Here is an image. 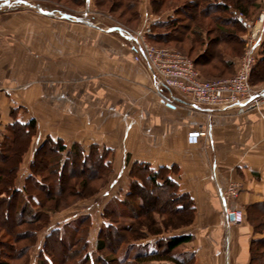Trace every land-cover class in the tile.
<instances>
[{
    "label": "crops",
    "instance_id": "crops-1",
    "mask_svg": "<svg viewBox=\"0 0 264 264\" xmlns=\"http://www.w3.org/2000/svg\"><path fill=\"white\" fill-rule=\"evenodd\" d=\"M149 1L141 5L144 23L153 27V23L173 15V10L161 17L155 15ZM261 13L244 35L245 42L257 44L258 56L264 42V11ZM88 25L82 28L83 86L37 82L18 89L14 79L0 80V133L12 122L8 114L11 108L20 109L18 120L34 117L42 127L43 105L64 107L60 109L68 114L66 129L73 133L69 134L72 142L108 145L117 151L120 166L129 160L128 168L137 161L155 168L173 167L172 177L196 204L193 223L181 231L193 235L181 251L183 257L194 254L197 264H250L251 240L264 236L255 233L247 220V210L264 202V105L244 114L195 105L157 85L147 61L135 60V50L120 32ZM92 32L98 39L96 47L91 43ZM235 61L239 64L240 59ZM20 106L31 110L27 119L22 118ZM201 126L208 138L189 144L188 133ZM38 134L25 161L31 160L44 140L43 133ZM28 173L29 165L23 166L21 177ZM230 184L239 187L238 197L230 205L243 210L245 220L241 224H231L232 217L222 210L221 193Z\"/></svg>",
    "mask_w": 264,
    "mask_h": 264
},
{
    "label": "trees",
    "instance_id": "trees-1",
    "mask_svg": "<svg viewBox=\"0 0 264 264\" xmlns=\"http://www.w3.org/2000/svg\"><path fill=\"white\" fill-rule=\"evenodd\" d=\"M19 2L23 1L16 0L14 3L7 0L3 5L10 7ZM135 3L136 0H132L131 8L137 5L138 0ZM153 3L156 5L153 10L155 13L164 7L168 9L170 4L177 3L178 5L172 6L173 15L153 23L150 38L160 44H175L183 52H186L184 45L187 41L192 46L190 50H193V45L194 49L199 44L204 45L203 51L193 62L202 75L213 78H220L236 70L238 63L236 64L235 59L241 58L243 50L240 43L245 44L246 41L244 34H240V32L245 33L250 25L240 15L249 16L253 9L260 10L262 7L261 0H153ZM97 4L112 12L122 9L126 5L125 0H98ZM158 6L160 9L156 8ZM138 12L135 9L132 14L137 15ZM189 20H194L193 24L187 22ZM157 28H162L165 31L160 32ZM206 28H217L221 34L232 31L230 33L238 38L240 47L233 46L228 54H224L221 49L216 47L219 41L222 42L221 34L219 37L208 40L204 31L209 33L211 29L207 30ZM263 82L264 42L251 76V84L257 85ZM13 110L17 109L13 108ZM38 125V121L34 117L25 122L15 118L6 126L4 132L0 133V236H9L16 242V236L24 239L26 235L22 234L30 235L24 246H20V248L10 240H5L4 237L0 238V264H15L14 262L31 264L30 248L33 246L35 238L37 240L39 232L50 226L53 214L79 199L90 198L98 194L106 186L110 174L113 172L114 165L111 157L115 154V150L112 147L97 142L89 143L88 148L81 146L79 142L68 147L62 139H54L49 136L38 145L30 160L29 173L23 177L21 185L17 184L24 155L32 137L38 131ZM46 152H53L54 156ZM86 166L92 168L91 174L87 173V169H84ZM76 168L78 171L80 170L77 174L74 173ZM99 171L100 175H97L96 172ZM172 172H174L173 167L155 168L145 161L132 163L129 168L130 181L127 185L126 195L128 198L133 197V202L131 201L129 204L128 200H123L115 195L104 204L103 217L109 223L104 224L99 233L97 247L100 252L108 250L106 237H104L107 233H113L119 237L116 242L122 244L128 240L143 241L149 236L162 235L163 232L159 229L160 225L181 229L193 223L196 216L195 200L190 193L181 190L178 181L172 177ZM48 177H51L49 183ZM94 179L99 182L92 184ZM147 184L150 185V188ZM150 191L156 192L159 198L154 195L150 196ZM39 192L42 194L44 192V195ZM141 198L146 199L149 203L150 212L149 210L140 211L141 201L135 205V200H141ZM157 199L163 200V203L159 205ZM169 199L176 205L171 207ZM3 206L6 208L4 209ZM155 211L158 214H166L168 218L159 223L156 216L152 214ZM121 217H131L138 221L134 227L130 225L118 227L117 224L120 222L115 219ZM5 220L9 222L7 223ZM247 220L255 233L264 235V202L247 210ZM17 221L21 225H25V229L16 231L14 227ZM90 225V216L87 215L81 220L78 227H71L65 223L61 227L50 228L44 247L39 250L36 256V263L57 264L55 256L52 254L58 256V253L63 251L60 246L63 237L73 240L79 238L76 235L80 233L81 238L86 239L90 233ZM147 233L151 235L146 237ZM192 239L193 235L191 234L177 232L160 239L157 250L147 254L137 253L129 261H125V259L119 261L122 264H197L194 254L185 258L181 251L179 254L177 253L178 248L191 242ZM49 247L50 250H48ZM6 249L8 250L6 251ZM23 257H27L24 262L21 260ZM99 257L101 256L99 255ZM104 259L108 262L112 261L110 258ZM113 261L116 259L114 258ZM75 264L96 263L92 260L91 255L86 253L76 258ZM250 264H264V236L251 240Z\"/></svg>",
    "mask_w": 264,
    "mask_h": 264
},
{
    "label": "rangeland",
    "instance_id": "rangeland-1",
    "mask_svg": "<svg viewBox=\"0 0 264 264\" xmlns=\"http://www.w3.org/2000/svg\"><path fill=\"white\" fill-rule=\"evenodd\" d=\"M6 1L7 0H0V80H5L6 78L14 79L12 83L17 85L18 89L24 87L28 88L30 85H33L37 82H44L46 84H54V82H58L61 85H74V83H76L82 87L84 84V81L82 80L86 75L83 60L82 58H80L83 57L85 47L82 39L84 34L82 28H84L85 26L87 27V24L94 26L96 29H107V27L113 28L114 26H120L128 29L133 33L137 32L147 25L146 23H144V15H142L140 10L142 8V3H146L147 5L148 0H146V2H143V0H138V3L136 0L137 5H134V7L132 8L130 6L132 5V0H125L126 5H124L122 9H117L114 12L110 11L106 7H100L97 4L98 0H22V3L19 2L18 4L10 7H7V5H3V3ZM10 1L15 3L16 0ZM149 3L151 12L155 15H159L160 17L164 16L166 14V11L173 9L172 6L175 7L177 4H170L168 9H165L166 7H164V9L159 10L155 13L153 10L154 6L156 5L153 3V0L149 1ZM261 4L262 7L260 10L253 9L250 12L251 15L246 16L242 14L240 16L244 17V20L250 23V25H253L252 22L256 19H259V17H262L263 15L261 12L264 11V0H261ZM156 8L160 9L159 6ZM39 9L44 10L46 13H43ZM135 9L139 11L137 15L132 14ZM193 21L194 20H189L187 22L193 24ZM207 27L209 26L207 25ZM157 29L160 32L165 31L162 28ZM206 29H211L209 33H207V31H204V34L207 35L208 40L213 37H219V35L221 34L217 30V28ZM230 32L232 31H227V34H221L220 36L222 42L219 41V43L216 44V47L218 49H221L224 54H228V51H230V48L232 49L233 46L240 47L238 45L240 43L238 38L235 35H232V33ZM240 34H244L245 36H247L248 33L246 30L245 33L240 32ZM95 36L96 34L92 32L91 37L93 38H91V43L95 44L94 46L96 47V45H98V39H96ZM147 39L154 46L161 48H171L180 51V49L177 48L175 44H160L153 41L150 38V35L147 36ZM241 44L243 46L241 54L242 58L245 55V52L248 49L249 45L247 42H245V44L241 42L240 45ZM191 47L192 46L190 42L187 41V43L184 45V50L186 52H180L186 55L189 59L194 60L203 51L204 45L199 44V46L195 47V49L193 45V50H190ZM218 68L221 69L220 66H218ZM236 71L237 67L236 70H233V72H231L230 74H227L220 78L206 77L201 73L200 74L205 79L213 80L231 77L236 73ZM86 72L90 73L91 71L86 69ZM254 87L256 89H264V82L254 85ZM1 92L3 91L0 90V96L2 100ZM51 106L53 105H43L45 110L43 111L42 117L45 121V125H43L42 127L38 125V131L34 135V137H32L29 148L24 155V159L26 158V156L28 157L29 154H31L32 149L35 145L36 136L39 135V132L43 133L44 140L51 136L45 134L51 133L53 134V136L51 137H53L54 139H62L68 147L72 146V144L75 142H79L81 146H85L86 148L89 147V143H85L84 141L77 140L72 142L73 137L69 136L71 132L66 129V127L69 126L68 114L60 109L64 107L57 108V105H55V109H52L54 106ZM20 108H22L21 115L23 119H27L28 116L32 114V112H30V109L21 106ZM2 111L3 106L0 102V117L3 114ZM18 111H20V109L13 110V108H11V110L9 111L8 114L9 116H11L12 121L17 118ZM107 115H111V113L109 112L107 113ZM96 124L98 123L96 122ZM111 131H114V129H111ZM58 135H60L61 137H58ZM116 152L117 151L115 150V154L111 157L114 167L106 186L98 194L90 198L79 199L68 207L62 209L61 211L54 213L51 217L52 219L50 226L45 229L43 228L39 232L37 240L35 238L34 244L30 248L32 257L31 264H35L37 262L36 256L38 255L39 250L44 247L46 236L50 228L61 227L65 223H68L71 227H78L81 220L87 215L90 216L91 220L89 236L86 239H83L81 238V234L79 233L76 235L79 238L73 240L69 237H63L62 240L59 238V240H61L60 246L63 251L61 253H58V256L56 254H52L53 256H55L54 258L57 264H75L76 258H79L86 253H89L91 255L92 260L96 264H122V262L120 261H123V259H125V261H129L137 253L147 254L149 252L157 250L158 241L160 239L166 238L171 234L177 232L179 233L187 228L185 227L181 229H175L174 227H165L163 225H160L159 229H161V232H163L162 235L149 236L151 234L147 233L146 237H149L144 239L143 241L128 240L122 244L116 242V239L119 237H117L113 233H107L106 235H104V237H106L105 240L107 242L106 246H108V250L106 249L102 252L99 251L97 246L100 230L102 229V227H104V224L106 225L109 223V221L103 217L102 208L104 204H106L107 201L115 195L123 200H128L129 204H131L130 202L133 200V197L130 196L128 198V196L126 195V193L128 192L127 185L130 181L128 168L130 165L129 160L127 159V162L120 166L118 164L119 162L117 161L118 156ZM49 154L51 156H54L53 152H50ZM24 161L25 160H23L21 168H23V166L25 165L27 167L28 165H30L29 159H27L25 162ZM49 166H51V164H49ZM84 169H87V173L89 174L93 172L91 171L92 168H90L89 166H86ZM20 172L17 182V184L19 185H21L20 182L24 180V178L21 177ZM79 172L80 170L78 171V168H76L74 173L77 174ZM96 173L97 175H100V171ZM50 178L51 177H48V183L50 182ZM98 182L99 180H97L96 182L94 179V181H92V184ZM147 186L148 188H150V185L147 184ZM39 194H42V192H39ZM149 194L150 196L154 195V197L159 198L154 191H150ZM42 195H44V192ZM139 202L141 204L140 206L142 207L140 211L144 212L149 210L150 212L151 209H149V203L146 201V199L141 198V200H135V205H138ZM169 202L171 207L176 205V203H174L172 200H170ZM158 203L159 205H161V203H163V200H158ZM3 208L5 209L6 206H3ZM222 210L224 211L223 208ZM242 213L243 220L241 223H243L245 220L243 210ZM152 214L156 216L159 223L168 218L166 214H158V212L156 211ZM5 221H7V223L9 222L8 220ZM115 221L120 222L119 224H117L118 227L123 225H130L131 227H134L138 220H134L131 217H121L116 218ZM25 227V225H21L20 222L17 221V224L14 228L17 231L25 229ZM22 235H26L25 238L20 239V236H16V242L9 236L4 237V235H1L0 238L4 237L3 239L10 240L12 243H16V247L20 248V246H24V244L30 238V235L28 233ZM49 242L51 243L52 240ZM183 248L184 246L178 248V252H176L179 254V252L182 251ZM50 249L51 248L49 247L48 250ZM7 250L8 249H6V251ZM99 255L101 257H99ZM26 258L23 257V259L21 260L24 262V260L26 261ZM104 258H110V260L112 259V261L108 262ZM114 258L116 259V261H113ZM22 261L18 262L21 263ZM14 263L17 264V262Z\"/></svg>",
    "mask_w": 264,
    "mask_h": 264
},
{
    "label": "built area",
    "instance_id": "built-area-1",
    "mask_svg": "<svg viewBox=\"0 0 264 264\" xmlns=\"http://www.w3.org/2000/svg\"><path fill=\"white\" fill-rule=\"evenodd\" d=\"M107 29L118 31L128 39L130 46L135 50V60L140 61L144 58L147 61L155 75L157 85L184 96L195 105L219 111L236 110L238 114L264 105V89H256L251 84V76L258 59L255 41L248 43V49L240 59L233 76L212 80L203 78L193 60L180 51L151 44L147 39L152 33L150 24L135 33L120 26ZM203 137L207 139L208 134L201 126L188 133V143L198 144ZM238 194L237 184H230L221 193L225 214L228 217L233 216L231 224H238L243 220L242 210L232 208L230 205L231 200L237 198Z\"/></svg>",
    "mask_w": 264,
    "mask_h": 264
},
{
    "label": "water",
    "instance_id": "water-1",
    "mask_svg": "<svg viewBox=\"0 0 264 264\" xmlns=\"http://www.w3.org/2000/svg\"><path fill=\"white\" fill-rule=\"evenodd\" d=\"M40 11H42L43 13H46L44 10H41V9H39ZM115 29H117V28H115ZM118 30V29H117ZM232 217V219H233V216H231Z\"/></svg>",
    "mask_w": 264,
    "mask_h": 264
}]
</instances>
